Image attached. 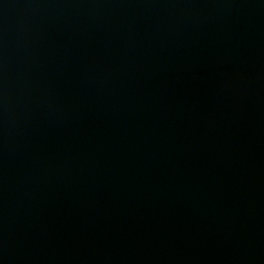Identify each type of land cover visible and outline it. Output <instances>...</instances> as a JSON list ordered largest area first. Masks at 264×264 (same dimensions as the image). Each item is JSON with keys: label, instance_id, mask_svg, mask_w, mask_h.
<instances>
[{"label": "water", "instance_id": "1", "mask_svg": "<svg viewBox=\"0 0 264 264\" xmlns=\"http://www.w3.org/2000/svg\"><path fill=\"white\" fill-rule=\"evenodd\" d=\"M0 264H264V0H0Z\"/></svg>", "mask_w": 264, "mask_h": 264}]
</instances>
